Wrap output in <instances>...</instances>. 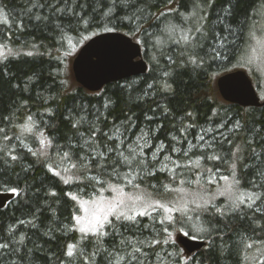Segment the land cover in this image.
<instances>
[{"label": "trees", "instance_id": "16d2710c", "mask_svg": "<svg viewBox=\"0 0 264 264\" xmlns=\"http://www.w3.org/2000/svg\"><path fill=\"white\" fill-rule=\"evenodd\" d=\"M86 2L89 7L86 8L85 19L90 23H101L98 13L106 11L103 7L106 0H101L100 4H96L95 0ZM229 2L232 12L231 26L236 30L238 38L234 47L229 45L235 59L227 64V68L228 71L239 67L249 69L248 65L237 66V60L248 57L249 44L253 41L251 34L264 28V0H214L212 7L206 9L207 19L202 22L206 30V38L201 41L204 49H195L197 54L204 57V65L195 70L191 65L186 70L179 69L178 65L187 58L182 55L186 46L181 40L184 34L181 28L197 26L192 20V14L199 12V9L194 7L199 0H175L170 5L168 0H136L135 8L124 11L117 9V12L121 17L125 13L131 15L133 11L149 17L142 30L147 29L151 35L140 37L149 70L143 75L109 83L99 92H90L80 86L66 68V63L72 61L75 54L67 59L63 55L65 49L71 50L69 41L75 44V51L85 42L76 43L80 39L79 33L73 31L67 21L64 32L60 33L50 27L45 28L41 22L29 20L25 14L26 8L32 7L29 0H0V5L13 17L9 25H0V37H8L0 39V42L8 43L16 52L36 53L33 56L21 54L0 60V129H3L0 131V149L3 150L0 151V192H8L6 189L12 187L21 192L20 196L15 195L6 207L0 210V242H7L12 238L19 241L21 234L25 236L22 244L13 245L20 250L23 260L16 255L5 256L0 260V264H61V260L66 259L63 255L66 245L78 242V233L63 234L50 229L58 228L61 222L66 223V218L70 216L76 204L66 193L89 197L91 189L84 188L76 177H73L72 183L65 185L60 177L54 176L53 172L48 170L49 165L56 171L68 167L67 163L62 161V152L58 155L57 150L52 148L49 149L47 157L37 159L27 151L28 148L33 151L39 148L37 137L41 131L53 139L54 144L66 145L69 140H75L79 132L88 137L90 126L94 125L99 129L97 141L101 145L111 144L103 133L114 134V126L120 127L121 132H124L128 117H131L134 127L125 132L129 141L135 139L141 128L156 129L158 125H163L155 132L153 147L163 141L165 146L175 144L177 147L187 148V140L180 129L187 124H194L196 127L187 130V139L192 140L193 144L197 142L195 136L200 129L212 128L213 135L219 136L222 133L233 140L234 145L245 147V142L251 139L253 144H257V150H260L257 143L259 137L254 136L253 132L255 129H262L260 135L264 136V105L244 107L224 101L216 86V80L227 71L222 67L218 68L210 56L205 55L214 41L216 14ZM93 7L97 8L98 13L91 11ZM141 9L143 11H139ZM161 12L167 15L159 16ZM21 20L24 28L18 29ZM245 21L247 22L244 23ZM113 23L118 24L120 20H113ZM124 23L127 24L128 21L125 20ZM9 26L10 32L7 30ZM72 27L82 29L83 25H76L73 21ZM241 27L243 32L240 31ZM95 30L93 28V31ZM117 31L136 40V37L129 33L127 26L120 27ZM220 31L223 35L222 29ZM84 34L91 35V31ZM33 43L38 45L37 50L31 47ZM168 57H172L175 63L170 64ZM165 71H170L172 75L163 76ZM213 73L216 74L214 79L211 78ZM250 75L259 93V89H263L262 83L255 74ZM165 80L169 83L175 80L172 93L160 90ZM149 85L152 87L149 88ZM213 110L218 115L214 116ZM187 112H192V117H188ZM28 115L32 116V122L27 120ZM146 115L153 116L154 119L148 121L145 119ZM236 121L241 123L242 128L238 133L229 132L228 129ZM222 122L224 127L216 130V126ZM72 123H77V128H72ZM26 125L31 131L26 129ZM5 135L9 139L6 140ZM173 135L178 137L179 144L171 140ZM224 144L226 149L230 147L227 141ZM145 151L150 152L149 149ZM168 152L169 148L165 147V153ZM198 154L196 149L190 153L193 160ZM12 155L18 156L19 159L11 160ZM248 162L246 157L244 163ZM209 166L214 170L212 164ZM220 167L222 173L227 174V165ZM62 174L72 175L71 172ZM159 175L160 179H165V174ZM240 175L242 185H246L252 178V171L242 170ZM211 187L214 189L215 185ZM52 191L56 192V196L50 195ZM215 202L222 205L224 200L220 197ZM245 212L247 216L244 219L232 215L216 216L213 223L219 231L212 233L211 241L203 238V235L198 237L207 242L201 250L187 254L176 240L175 248H168V251L183 252L195 257L196 264H261L264 255H260L258 249H246L245 245L253 243L254 240L259 245V241L264 239V232L257 229L255 235L253 234L255 223L249 219L252 212L247 209ZM254 219L264 224L260 213H256ZM27 221H33L36 227ZM145 235H148L147 230ZM29 249L31 251H28ZM91 251V247L85 249V254L77 259L75 264H90L88 256Z\"/></svg>", "mask_w": 264, "mask_h": 264}, {"label": "snow or ice", "instance_id": "6c2138e0", "mask_svg": "<svg viewBox=\"0 0 264 264\" xmlns=\"http://www.w3.org/2000/svg\"><path fill=\"white\" fill-rule=\"evenodd\" d=\"M174 2L175 0H168L169 5ZM29 3L32 7L25 10L29 20L41 22L45 28L50 27L53 31L60 33L64 32L65 21H67L68 26L80 35L76 43L91 40L89 48L93 43L100 44L106 38L118 40L120 34L117 29L120 27L129 28V33L136 37V44L141 43V36L151 35L147 29L142 30L143 24L149 18L147 15L141 16L133 11L131 15L125 13L121 17L117 12V9L124 11L135 8L136 0H106L103 5L106 11L102 13H98L97 8L93 7L91 11L98 13V18L101 20L98 24L90 23L88 19H85L86 8L89 7L86 0H54V2L29 0ZM95 3L100 4L101 0H95ZM213 3L214 0H199V3L194 5L199 12L192 14V20L197 26L181 28V32L184 33L181 40L186 46L182 55L187 58L178 65L179 69L186 70L191 65L195 70L204 65V57L197 54L195 49H204L201 41L206 38V30L202 22L207 19L206 9H210ZM44 9L47 11H42ZM166 15L164 12L159 14V16ZM231 15L229 2L216 14L214 41L205 53L218 68L222 67L226 71L229 70L227 64L235 59L229 45L234 47L238 38L236 30L231 26ZM12 18L5 7L0 5V25H9ZM113 20H120V23L114 24ZM125 20L128 21L127 24L124 23ZM73 21L76 25L82 24L83 28L72 27ZM17 27L24 28L23 20ZM93 28L96 30L93 31ZM7 30L10 32L11 26ZM90 31L91 35L84 34ZM240 31L243 32V27ZM105 33L116 35L105 37ZM197 33L199 35H196ZM95 36L100 39H93ZM229 37L232 38L229 39ZM0 39H8V37H0ZM122 43L127 45L128 41L124 40ZM69 44L71 50H64L65 59L72 56L75 51V44L71 41ZM257 44L264 47V39L257 40ZM31 47L34 50L38 49L35 43ZM252 50L255 51L254 48ZM21 54L33 56L36 53L34 51L16 52L9 47L8 43L0 42V60H7L9 57ZM130 59L131 57L129 61ZM168 60L170 64L175 63L172 57H168ZM100 62L102 58L98 56L94 63ZM251 64V58L237 60V66H251ZM170 75H172L170 71L163 73L165 77ZM215 75V73L211 74V78L214 79ZM173 83L175 80L172 83L165 80L160 90L172 93ZM148 87L151 88L152 85ZM186 115L192 117V112H187ZM213 115L218 113L213 110ZM145 119L152 121L154 117L146 115ZM27 120L32 122V116L28 115ZM121 124L123 125L124 122ZM25 127L31 131L30 127L27 125ZM131 127L134 125L131 124V117H128V125L124 132H121L120 127L114 126V134L103 133L107 140L112 142L103 145L96 139L99 129L94 125L90 126L88 137H85L83 132H79L77 138L69 140L66 145L54 144L53 139L41 131L37 137L40 147L36 151L27 149L37 159L47 157L48 150L52 148L57 150L58 155L62 152V161L66 162L68 167L56 171L49 165L48 170L53 172L54 176L60 177L65 185L72 183L73 177H76L79 184L86 189H91L88 199L80 198L71 192L66 193L76 204L70 216L66 218V223L61 222L58 228L50 229L63 234L68 232L79 234L77 243L66 245L63 253L66 259L61 260V264H75L76 260L85 254L84 250L89 247L93 249L88 256L90 264H190V262L196 264L195 257L185 255L183 252L168 251V248H175L177 234L191 236L192 239L203 235V238L211 241L212 233L219 231L213 223L216 216L232 215L244 219L247 216L245 209L252 212V217L249 219L255 223L253 234L255 235L257 229L264 232V224L254 219L256 213H260L261 218H264V158H262L264 143H260L264 142V136L260 135L262 129H255L253 132L254 136L259 137L257 143L260 150L258 151L257 144H253L251 139L245 142V147H241L240 144L234 145L233 140L222 133L219 136H208L214 131L212 128L200 129L195 136L197 142L193 144L192 140L187 139V130L196 127L194 124H187L180 129L184 139L187 140V148L177 147L175 144L165 146L163 141L153 147L155 132L159 131L163 125H158L156 129L141 128L135 139L129 141L125 132L130 131ZM223 127L222 122L216 126V130ZM72 128H77V123H72ZM241 128V123L236 121L228 131L238 133ZM5 139L9 137L5 135ZM171 140L176 141L177 144L180 143L178 137L174 135L171 136ZM225 141L230 146L227 149ZM165 147L169 148L168 153H165ZM145 149H149L150 152H146ZM193 149L199 152L195 160L190 155ZM0 151L3 150L0 149ZM162 153L165 154L161 156ZM246 157L248 163H244ZM17 159L19 157L16 155L11 156V160ZM209 164L214 166V170ZM220 165H227L225 170L227 174L222 173ZM241 165H243L242 169ZM242 170L252 171V178L246 185H242L241 182ZM67 172H71L72 175L62 174ZM161 173L165 174L164 180L160 179ZM212 185H215L214 189ZM6 191L16 196L21 195L16 187ZM50 195L56 196V192L52 191ZM220 197L223 198L224 203L217 205L215 201ZM27 223L36 227L33 221H27ZM145 230L148 231V235H145ZM24 240L25 236L21 234L19 241L12 238L7 242H0V260H3L5 256L16 255L22 261L23 256L20 250L13 245L22 244ZM245 247L258 249L260 255H264V239L259 241V245L254 240L253 243H247ZM261 264H264V261Z\"/></svg>", "mask_w": 264, "mask_h": 264}, {"label": "water", "instance_id": "95a60500", "mask_svg": "<svg viewBox=\"0 0 264 264\" xmlns=\"http://www.w3.org/2000/svg\"><path fill=\"white\" fill-rule=\"evenodd\" d=\"M118 40L104 39L100 44H94L91 40L85 41L71 61L72 75L74 80L83 88L90 92H99L107 84L124 80L133 76L146 74L149 64L144 58L141 44L123 32H119ZM105 37L116 34L105 33ZM93 39L99 40L95 36ZM127 40L124 45L122 41ZM102 58V62L94 63L97 57ZM129 57H131L129 61ZM216 86L222 99L226 102L244 107H261L264 99L259 95L258 90L248 74L243 68H235L221 74L216 80ZM15 197L10 192H0V210ZM178 241L186 253L190 254L201 249L205 242L200 239H192L182 234L178 235Z\"/></svg>", "mask_w": 264, "mask_h": 264}, {"label": "rangeland", "instance_id": "374dc122", "mask_svg": "<svg viewBox=\"0 0 264 264\" xmlns=\"http://www.w3.org/2000/svg\"><path fill=\"white\" fill-rule=\"evenodd\" d=\"M261 33L260 35H257ZM255 37V38H253ZM251 38L253 39V41L250 42V52L247 58H251L252 59V64L251 66H248L249 69L245 68L249 74H255L261 81V88H263L262 90L259 89V93L260 96L262 97V99H264V47H261L260 45L257 44V40H261L264 39V28L261 29V31H257L251 34ZM80 47H77V51L79 50ZM255 49V51H253L252 49ZM75 51V52H77ZM76 54V53H74ZM75 56V55H74ZM74 56L72 57V59L74 58ZM66 68L68 69V71L72 74V67H71V61H68V63H66ZM244 68V67H242ZM254 76V75H253ZM263 77V79L261 78ZM214 132H211L210 136H212ZM46 135V134H45ZM40 147V146H39ZM49 152V150H48ZM80 197V196H78ZM83 199H88L89 197H80ZM178 239V234L176 236V240ZM186 252V251H185ZM188 254V253H187Z\"/></svg>", "mask_w": 264, "mask_h": 264}, {"label": "bare ground", "instance_id": "6f19581e", "mask_svg": "<svg viewBox=\"0 0 264 264\" xmlns=\"http://www.w3.org/2000/svg\"><path fill=\"white\" fill-rule=\"evenodd\" d=\"M119 32H121V31H119ZM127 35H128V34H127ZM130 37H131V36H130ZM134 40H135V39H134ZM135 41H136V40H135ZM140 44H141V43H140ZM82 45H83V44H82ZM82 45H81V46H82ZM81 46H80V47H81ZM79 49H80V48H79ZM77 52H78V51H77ZM77 52H76V53H77ZM74 57H75V56H74ZM73 59H74V58H73ZM243 69H244V68H243ZM232 70H233V69H232ZM245 70H246V69H245ZM230 71H231V70H230ZM246 71H247V70H246ZM227 72H228V71H227ZM247 72H248V71H247ZM248 74H249V72H248ZM249 75H250V74H249ZM219 76H220V75H219ZM133 77H134V76H133ZM250 77H251V75H250ZM251 78H252V77H251ZM252 80H253V79H252ZM118 81H120V80H118ZM253 82H254V81H253ZM111 83H112V82H111ZM104 87H105V86H104ZM220 96H221V95H220ZM253 107H254V106H253ZM178 235H179V234H178ZM189 237H191V236H189ZM197 239H199V238H197ZM200 240L203 241V242H205V245L202 247V248H204V247L207 245V242H206L205 240H202V239H200ZM177 241H178V239H177ZM178 243H179V241H178ZM179 244H180V243H179ZM202 248H201V249H202ZM201 249H199V250H201ZM197 251H198V250H197ZM195 252H196V251H195ZM193 253H194V252H193ZM190 254H191V253H190Z\"/></svg>", "mask_w": 264, "mask_h": 264}]
</instances>
